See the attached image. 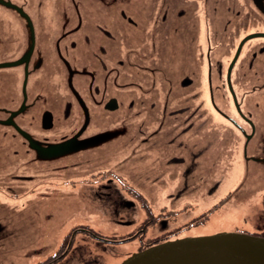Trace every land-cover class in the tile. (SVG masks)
Instances as JSON below:
<instances>
[{
	"label": "flooded vegetation",
	"instance_id": "flooded-vegetation-1",
	"mask_svg": "<svg viewBox=\"0 0 264 264\" xmlns=\"http://www.w3.org/2000/svg\"><path fill=\"white\" fill-rule=\"evenodd\" d=\"M126 133L128 173L121 163L68 173L89 163L85 146ZM229 145H241L239 183L215 202L214 184L197 187L231 179ZM0 156L11 194L29 182L39 202L73 203L37 264H99L72 249L81 234L126 258L206 236L199 216L243 193L248 175L264 184V0H0ZM35 162L59 166L35 173ZM8 200L0 208L17 210Z\"/></svg>",
	"mask_w": 264,
	"mask_h": 264
},
{
	"label": "rangeland",
	"instance_id": "rangeland-1",
	"mask_svg": "<svg viewBox=\"0 0 264 264\" xmlns=\"http://www.w3.org/2000/svg\"><path fill=\"white\" fill-rule=\"evenodd\" d=\"M105 143V141L99 140L96 145L85 146L82 149L80 158L88 159L89 163L83 164L82 167H76L75 170H68V173H73L78 169H90L93 166L100 169H105L108 166L115 168L118 163L123 164L120 166L121 172L128 173L130 167L128 158L131 153L128 146L130 145V143L128 144V134L126 133L120 138L113 139L107 144ZM102 145L104 146L102 147ZM218 146L222 147V145ZM229 146L233 159L231 179L227 180L225 177L216 176L214 180L205 183L200 182L197 187V192L200 195V191L203 192L205 186L214 184L213 194L215 195V202H218L220 196L226 192L227 185L232 187L238 182L239 178H237V175L241 172L239 167V161L242 158L241 145ZM63 156L69 160L70 155L67 152H64ZM1 161L2 158L0 156ZM53 166H59V164L54 163L46 166L35 162V173L40 170L41 173L46 174L48 169ZM257 179V177L248 175L246 182L248 184L244 188L243 193H239L226 205H218L212 215L207 217L199 216L200 225L195 231L206 236L220 232L236 231L250 234L254 231H263L261 229L264 228V184H260L262 183L260 181L255 183ZM30 187L29 182L22 183V188L26 190L27 194L19 192L17 195H13L7 186L0 183V201L3 199L21 200L15 211L12 209L3 211L2 209L7 207L0 208V220L5 222L7 218H12L15 221L14 224H7L5 230L1 233L0 264H37L52 249L57 247L56 244H59V239L68 231V228L66 229L67 223L58 226H56V223H62L64 220L68 222V217L73 212V203L66 197L58 198L52 196H46V199H41L43 201L39 202L29 192ZM190 199L188 195H185V201H190ZM198 199L199 203L202 204L208 200L204 196H199ZM10 200L7 202L11 203ZM207 205L210 204L208 203ZM195 214L197 213L193 211L192 213L184 214V216L191 217ZM109 216L106 217L104 215L101 223L110 224ZM50 217L51 219L49 220L48 218ZM243 218L246 224L242 222ZM73 220L74 218L71 217V221ZM86 221L93 222L92 219L88 218ZM98 223L99 221L97 220L91 224V226L95 227L93 229L101 234L106 232L105 228ZM54 224L55 226H53ZM169 225L173 227L176 224ZM56 237L58 239L54 240ZM120 246L105 247L102 243L93 242L88 236L81 234L77 236L72 249L78 248L77 252L81 251L87 259H97L99 264H117L120 261L122 262L126 258L127 253H129L128 249ZM70 264H77V261L72 257Z\"/></svg>",
	"mask_w": 264,
	"mask_h": 264
},
{
	"label": "water",
	"instance_id": "water-1",
	"mask_svg": "<svg viewBox=\"0 0 264 264\" xmlns=\"http://www.w3.org/2000/svg\"><path fill=\"white\" fill-rule=\"evenodd\" d=\"M120 264H264V238L238 232L181 238L134 253Z\"/></svg>",
	"mask_w": 264,
	"mask_h": 264
},
{
	"label": "trees",
	"instance_id": "trees-1",
	"mask_svg": "<svg viewBox=\"0 0 264 264\" xmlns=\"http://www.w3.org/2000/svg\"><path fill=\"white\" fill-rule=\"evenodd\" d=\"M259 237H262V238H264V230L263 231H261L259 234H257Z\"/></svg>",
	"mask_w": 264,
	"mask_h": 264
}]
</instances>
